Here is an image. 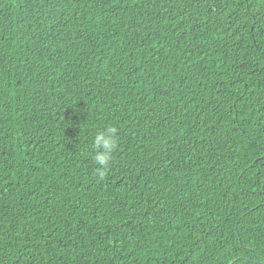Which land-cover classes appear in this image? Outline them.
Returning a JSON list of instances; mask_svg holds the SVG:
<instances>
[{
  "label": "trees",
  "instance_id": "16d2710c",
  "mask_svg": "<svg viewBox=\"0 0 264 264\" xmlns=\"http://www.w3.org/2000/svg\"><path fill=\"white\" fill-rule=\"evenodd\" d=\"M0 264H264V0H0Z\"/></svg>",
  "mask_w": 264,
  "mask_h": 264
},
{
  "label": "clouds",
  "instance_id": "9594fccd",
  "mask_svg": "<svg viewBox=\"0 0 264 264\" xmlns=\"http://www.w3.org/2000/svg\"><path fill=\"white\" fill-rule=\"evenodd\" d=\"M118 128L109 125L98 131L91 141L92 159L97 167V174L103 179L107 174L108 167L113 159V153L119 145Z\"/></svg>",
  "mask_w": 264,
  "mask_h": 264
}]
</instances>
